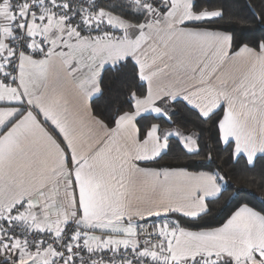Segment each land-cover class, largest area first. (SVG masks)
Returning a JSON list of instances; mask_svg holds the SVG:
<instances>
[{
  "label": "crops",
  "instance_id": "0c3cea01",
  "mask_svg": "<svg viewBox=\"0 0 264 264\" xmlns=\"http://www.w3.org/2000/svg\"><path fill=\"white\" fill-rule=\"evenodd\" d=\"M165 2L139 8L138 23L101 8L97 17L120 37L74 35L44 14L29 21V37H44L49 51L23 55L17 83L0 85V214L28 201L29 227L59 232L76 220L94 248L102 238L104 246L138 248V222L155 219L164 227L155 251L162 264H261L264 215L251 206L223 226L179 224L175 215L205 213L222 185L208 171L147 165L168 149L172 135L193 151L192 136L153 123L141 138L138 121L169 119L175 100L203 117L222 108L223 144L264 155V47L232 51L231 33L192 25L217 10L195 12L192 0ZM126 58L137 64L147 93L109 127L91 101L101 92L103 69ZM49 257L26 251L20 264Z\"/></svg>",
  "mask_w": 264,
  "mask_h": 264
},
{
  "label": "trees",
  "instance_id": "16d2710c",
  "mask_svg": "<svg viewBox=\"0 0 264 264\" xmlns=\"http://www.w3.org/2000/svg\"><path fill=\"white\" fill-rule=\"evenodd\" d=\"M246 5H251L260 18L253 16ZM100 6L137 23L144 17V12L136 10L128 0H102ZM221 8L225 9V15L220 19H206L192 25L231 33L232 51L243 45L256 49L264 47V4L260 0H192L195 12ZM100 87L101 92L92 99L91 105L93 113L109 127L115 126L120 115L131 112L135 100L147 93L146 83L132 58L106 66L101 74ZM169 107V119L153 115L139 119L140 137H144L151 124L158 123L161 128L193 136L196 148L193 151L187 149L179 138L172 135L168 138V149L147 165L208 171L217 179L223 173L227 178V183L218 179L222 185L221 194L208 201L205 213L194 218L173 214L179 224L189 229L213 228L221 225L241 205L246 204L259 211V199L264 200V159L258 160L254 168H248L243 159L235 164L232 162L233 144L224 145L221 140L219 123L223 109L203 117L183 100L172 101ZM209 157L212 158L211 163ZM252 193L256 194L255 197Z\"/></svg>",
  "mask_w": 264,
  "mask_h": 264
},
{
  "label": "built area",
  "instance_id": "2783aa9c",
  "mask_svg": "<svg viewBox=\"0 0 264 264\" xmlns=\"http://www.w3.org/2000/svg\"><path fill=\"white\" fill-rule=\"evenodd\" d=\"M102 0H3L0 3V85L10 86L17 83L19 63L23 55L29 54L39 57L47 54L49 44L44 37L31 38L28 34V24L32 18H37L41 14L46 15L50 23L60 20L65 22L74 35H82L95 38L120 37L117 31L107 20L108 24L101 23L99 31H96L97 14L101 11ZM148 1V0H142ZM152 1V0H151ZM161 2L162 0H157ZM166 1V0H163ZM99 10V11H98ZM29 202H18L8 208L0 218H8L14 223L11 228L14 234L21 237L19 243L24 248L31 249L35 244L37 247L31 251L34 255L47 254L50 257L42 264H75L73 257L83 251L73 247L71 252L61 253V246L66 250L69 245L79 242L81 236H86V232L79 227L76 220L64 224L59 232L45 229L29 227L25 221V214L29 209ZM155 219H145L138 222L136 237L140 247L132 248L136 256H149L150 260H141L136 264H162L156 257L155 251L160 240L164 227L158 228ZM9 227L0 219V230ZM21 241V242H20ZM86 245V240L83 241ZM90 250L94 247L86 245ZM97 248V247H96ZM64 254L67 259L61 261L53 259ZM123 255V254H122ZM133 252L127 253L128 259L125 264H133L131 259ZM89 256L85 255L80 264H88ZM106 261L100 260L99 264ZM92 264H97V260H92ZM119 264V261L116 262ZM182 264V263H180ZM194 264V262L184 263ZM204 264H223L218 259L205 262Z\"/></svg>",
  "mask_w": 264,
  "mask_h": 264
},
{
  "label": "snow or ice",
  "instance_id": "6c2138e0",
  "mask_svg": "<svg viewBox=\"0 0 264 264\" xmlns=\"http://www.w3.org/2000/svg\"><path fill=\"white\" fill-rule=\"evenodd\" d=\"M138 2V0H137ZM0 3H3V0H0ZM261 4H264V0H260ZM248 7L249 12L253 15L256 16L258 19L260 18L258 14L256 13L255 9L251 7V5H246ZM99 11V10H98ZM103 14H101L102 16ZM225 15V9L221 8L219 9L215 15L213 16H205V19H220ZM101 23L108 24L107 21H104L103 19H97L96 24L94 27L96 28V31H99V25ZM108 27H111L110 24H108ZM241 159L244 160V163L248 168H254L257 165L258 160L264 159V156H261L260 154H248L243 151L239 153H234L232 156V162L238 163ZM212 162V158L209 157V163ZM219 180L224 181L227 183V178L225 174H221L218 177ZM231 186V185H229ZM253 197H255V193L251 194ZM242 207H250V206H240L237 207L236 209L233 210V213H231L228 217H226L225 221L222 222L221 226L223 224H226L229 222V220L232 219V216L235 214H238L241 211ZM259 211L261 213H264V200L259 199ZM4 220V223L8 225L9 227L0 230V264H20V261L22 259V256L24 255V252L26 251H34L37 245L33 244L31 249L24 248L19 244V240L21 239L20 236L17 234H14L12 231V224L14 223L12 220L8 218H0ZM102 230V229H98ZM86 236H81L79 238V242L76 243L74 246L69 245V247L65 250L63 246H61V253L64 251L71 252L73 247L77 251H79L81 248L83 249L82 252H80L79 255L74 256L72 259L75 262V264H80L84 260L85 255H88L89 261L88 264H92V260H97V264H99L100 260H104L107 262V264H116L117 261H119V264H125V261L128 259L127 253L133 252L132 255V260L133 264H136V262L141 261V260H150L152 259L149 256H136L135 251L133 250L128 244L121 242L119 247H115L112 242H108L107 246H104L103 243V238H102V243L100 246L95 248L94 250H90L84 243L83 241L86 240ZM123 254V255H122ZM55 259H59L61 261H65L67 257L64 254L59 255L58 257H54ZM28 264H35V260H29Z\"/></svg>",
  "mask_w": 264,
  "mask_h": 264
},
{
  "label": "rangeland",
  "instance_id": "374dc122",
  "mask_svg": "<svg viewBox=\"0 0 264 264\" xmlns=\"http://www.w3.org/2000/svg\"><path fill=\"white\" fill-rule=\"evenodd\" d=\"M130 3H132L133 4V6H134V8L136 9V10H139V11H141L139 8H141V7H149V6H156V5H158V6H164V4H166V2L165 1H161V2H159V1H157V0H148L147 2L146 1H142V0H138V2H137V0H128ZM147 5V6H146ZM193 137V136H192ZM192 140H190L189 141V147L188 148H191V149H195L196 148V144H195V141H194V139L193 138H191ZM138 225V224H137ZM178 264H180V263H178Z\"/></svg>",
  "mask_w": 264,
  "mask_h": 264
}]
</instances>
